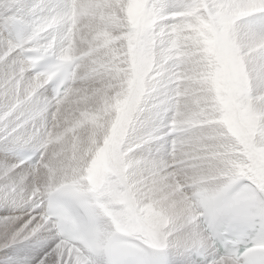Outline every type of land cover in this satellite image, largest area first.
<instances>
[{
	"label": "clouds",
	"instance_id": "obj_1",
	"mask_svg": "<svg viewBox=\"0 0 264 264\" xmlns=\"http://www.w3.org/2000/svg\"><path fill=\"white\" fill-rule=\"evenodd\" d=\"M252 3L223 0L191 20L165 23L150 11L153 0H83L64 20L59 43L92 55L41 74L45 83L74 77L78 91L50 122L35 179L45 198L54 191L66 202L75 189L88 200L89 235L76 239L93 250L95 264H111L117 247L156 244L155 233L171 231L159 171L169 158L141 147L167 135L166 116L185 129L175 137L177 158L192 157L167 183L192 185L189 196L212 191L208 177L225 162L264 175V25ZM97 66L104 72L95 74ZM64 230L74 231L67 222Z\"/></svg>",
	"mask_w": 264,
	"mask_h": 264
},
{
	"label": "snow or ice",
	"instance_id": "obj_2",
	"mask_svg": "<svg viewBox=\"0 0 264 264\" xmlns=\"http://www.w3.org/2000/svg\"><path fill=\"white\" fill-rule=\"evenodd\" d=\"M82 2L0 0V264H95L93 250L76 239L77 234L89 235L88 200L75 189L67 193L66 202H59L54 191L45 198L35 179L50 122L78 91L72 86L74 77L60 73L45 83L41 74L57 73L62 60L75 63L92 55L59 43L66 31L64 20ZM222 2L153 0L150 11L171 23L191 20ZM251 15L264 25V0H253ZM103 72L102 66L94 69L95 74ZM179 125L166 116L162 126L167 135L141 146L169 158L159 171L160 195L167 203L165 223L171 231L155 233L156 244L145 240L115 248L111 264H264V175L237 172L225 162L208 177L216 185L212 191L194 190L189 196L192 185L166 182L176 175L173 169L186 167L192 159L177 158L175 137L185 131ZM66 222L74 231L64 230ZM160 247L169 255L153 254Z\"/></svg>",
	"mask_w": 264,
	"mask_h": 264
}]
</instances>
